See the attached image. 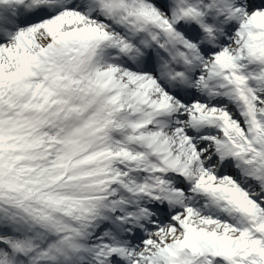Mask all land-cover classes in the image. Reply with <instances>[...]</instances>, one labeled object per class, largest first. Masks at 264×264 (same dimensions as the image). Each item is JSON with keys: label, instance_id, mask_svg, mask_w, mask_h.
I'll return each instance as SVG.
<instances>
[{"label": "snow or ice", "instance_id": "snow-or-ice-1", "mask_svg": "<svg viewBox=\"0 0 264 264\" xmlns=\"http://www.w3.org/2000/svg\"><path fill=\"white\" fill-rule=\"evenodd\" d=\"M0 264H264V0H0Z\"/></svg>", "mask_w": 264, "mask_h": 264}]
</instances>
